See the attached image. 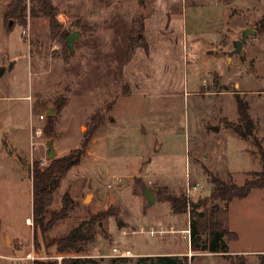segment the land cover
Segmentation results:
<instances>
[{"label": "rangeland", "instance_id": "rangeland-1", "mask_svg": "<svg viewBox=\"0 0 264 264\" xmlns=\"http://www.w3.org/2000/svg\"><path fill=\"white\" fill-rule=\"evenodd\" d=\"M9 2L0 0V68L7 67L0 77V264H139L164 253L187 254L190 264H259L264 189L228 208L218 201V219L239 235L225 238L230 255H193L189 213H173L157 191L197 202L210 195L211 174L242 185L261 170L257 147L225 120H239L240 94L264 145V0H53L62 30L81 31L67 59L48 19L28 15L26 24L10 25ZM248 27L255 34L232 54ZM49 118L52 133L45 131ZM85 139V154L54 189L51 210H60L66 192L73 206L44 234L33 220V167L49 164L50 140L61 157ZM115 177L122 180L109 187ZM197 183L201 190L189 194ZM145 186L156 192L151 205ZM95 214L85 250L59 253L52 241ZM152 229L173 231L152 236ZM114 247L136 255L118 257Z\"/></svg>", "mask_w": 264, "mask_h": 264}, {"label": "trees", "instance_id": "trees-1", "mask_svg": "<svg viewBox=\"0 0 264 264\" xmlns=\"http://www.w3.org/2000/svg\"><path fill=\"white\" fill-rule=\"evenodd\" d=\"M226 5H231L235 0H219ZM30 2V3H29ZM58 8L53 0H10L5 12L6 19L18 20L22 24L27 23L28 15L32 18L44 17L49 20L50 30L53 37H60L65 44V59L70 54L67 42L68 32L62 30V24L57 19ZM264 21V17H263ZM14 27V26H13ZM13 27L9 26V29ZM239 120L237 122L225 120V126L245 140L252 141L257 147L260 155L261 170L253 172L255 177L248 178L244 184L239 185L234 181L227 182L219 174H211L210 179L213 184L210 195L200 198L197 202L188 198L185 194L176 195L174 193L162 194L161 190L157 193L163 196L171 204L173 213L183 216L189 213V233L190 249L193 255L199 252H229L226 237L237 240V232L230 230L222 221L218 219V214L222 207L218 201L228 205L234 198L244 199L250 195L254 189H264V145L256 134V124L250 113V103L247 99L235 94ZM53 119L49 118L45 131L52 133ZM88 140L83 141L81 148H76L68 154L50 160L46 167L36 164L32 170L33 179V220L35 229L42 233L49 232L60 220L68 217L73 206V200L66 192L62 198L60 210H51L54 201V189L60 184L66 173L80 164L85 154ZM190 207V209H189ZM100 214L92 215L90 220L82 222L66 236L56 238L52 241L57 246L59 253L69 251L85 250V245L94 240V223ZM207 235L206 244L201 245L202 235ZM96 264L91 259L86 260H64L63 264ZM33 264H60L56 258H39ZM139 264H190L187 254H164L156 256H144L139 259ZM264 264V253L260 254V263Z\"/></svg>", "mask_w": 264, "mask_h": 264}, {"label": "water", "instance_id": "water-1", "mask_svg": "<svg viewBox=\"0 0 264 264\" xmlns=\"http://www.w3.org/2000/svg\"><path fill=\"white\" fill-rule=\"evenodd\" d=\"M12 23V20L10 21V25ZM256 30L253 28H246L242 31V36L241 39H238L234 42V50L232 51V54L234 53H240L243 50V46L245 41L247 40L248 36L251 34H255ZM81 35V31L76 30L72 33H70L67 37V42L69 45V49H70V54L73 55L75 52V44L78 40V38ZM7 67H1L0 68V77L5 73ZM48 116H53L54 115V110L51 108L48 112H47ZM57 157V151L55 149V146L52 142V140H50L49 143V151H48V160H52L54 158ZM143 194L145 196V198L148 200V204L151 205L153 203L156 202V192L154 189L149 188L148 186L144 187V191Z\"/></svg>", "mask_w": 264, "mask_h": 264}, {"label": "built area", "instance_id": "built-area-1", "mask_svg": "<svg viewBox=\"0 0 264 264\" xmlns=\"http://www.w3.org/2000/svg\"><path fill=\"white\" fill-rule=\"evenodd\" d=\"M23 35H27V31H26L25 29L23 30ZM45 117H46L45 114H42V115L40 116L41 119H45ZM41 131H42L41 128L37 129V133H39V132H41ZM121 180H122V178H120V177H115V180H113L112 182H110L109 187L114 186L115 181H119V182H120ZM187 190H188V193H189V194H191V193H193V192H198V190H201V188H200V184L197 183L196 185H193V186L188 185ZM167 231H173V230H158V229L148 230V232H149L152 236H154L155 234H158V233L163 234V233H165V232H167ZM142 232H143V230H142ZM187 232L189 233V229H188ZM113 251H114V254H115L116 256H118V257H128V256H135V255H136L131 249H124V248L114 247V248H113Z\"/></svg>", "mask_w": 264, "mask_h": 264}, {"label": "crops", "instance_id": "crops-1", "mask_svg": "<svg viewBox=\"0 0 264 264\" xmlns=\"http://www.w3.org/2000/svg\"><path fill=\"white\" fill-rule=\"evenodd\" d=\"M205 50H206V52H208V51L210 50V48L206 47ZM187 231H188V229H187L185 232H187ZM235 232H236V231H235ZM164 254H165V253H164ZM164 254H158V255H164ZM166 254H168V253H166Z\"/></svg>", "mask_w": 264, "mask_h": 264}]
</instances>
